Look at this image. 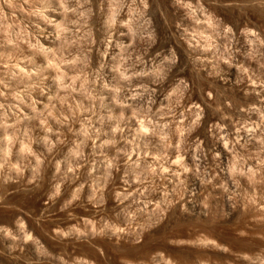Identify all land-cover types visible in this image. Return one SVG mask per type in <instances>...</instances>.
Instances as JSON below:
<instances>
[{
  "label": "rangeland",
  "instance_id": "rangeland-1",
  "mask_svg": "<svg viewBox=\"0 0 264 264\" xmlns=\"http://www.w3.org/2000/svg\"><path fill=\"white\" fill-rule=\"evenodd\" d=\"M0 264H264V0H0Z\"/></svg>",
  "mask_w": 264,
  "mask_h": 264
},
{
  "label": "bare ground",
  "instance_id": "bare-ground-1",
  "mask_svg": "<svg viewBox=\"0 0 264 264\" xmlns=\"http://www.w3.org/2000/svg\"><path fill=\"white\" fill-rule=\"evenodd\" d=\"M220 147H222V146H220ZM222 148H223V147H222ZM222 148H221V149H222Z\"/></svg>",
  "mask_w": 264,
  "mask_h": 264
}]
</instances>
